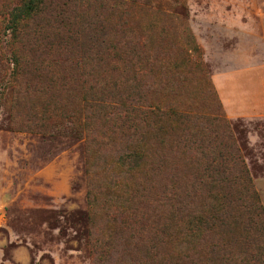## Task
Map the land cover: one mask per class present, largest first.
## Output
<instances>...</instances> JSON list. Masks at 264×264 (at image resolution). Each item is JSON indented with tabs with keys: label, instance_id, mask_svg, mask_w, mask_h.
<instances>
[{
	"label": "rangeland",
	"instance_id": "374dc122",
	"mask_svg": "<svg viewBox=\"0 0 264 264\" xmlns=\"http://www.w3.org/2000/svg\"><path fill=\"white\" fill-rule=\"evenodd\" d=\"M26 1L0 0V264L264 262L237 202L195 229L246 176L264 213V0H44L11 31Z\"/></svg>",
	"mask_w": 264,
	"mask_h": 264
},
{
	"label": "trees",
	"instance_id": "16d2710c",
	"mask_svg": "<svg viewBox=\"0 0 264 264\" xmlns=\"http://www.w3.org/2000/svg\"><path fill=\"white\" fill-rule=\"evenodd\" d=\"M44 0H27L18 10V14L11 22V31L16 30L17 26L20 24V21L27 16H33L40 12ZM221 167V165H219ZM225 168H221V170L213 169V172L217 176V180L215 183L224 186L229 185V181L223 177ZM242 173L247 174L245 170H242ZM212 184V183H211ZM232 186H238L241 190L237 191L235 189L236 196L232 199L231 196L225 195L224 193L220 194L217 190V185L214 187L215 191L211 192L208 195V199L212 202V205L208 207L207 210L200 211V214L195 218V229L198 233L202 230H210L213 227L225 228L226 234H231L235 228L239 225V222L236 221V217H232L233 221L231 223L227 222V218H230V206L233 201L239 207H244L246 209L247 214L253 215L256 223L260 224V230L262 231V236L264 237V213L263 209L259 203V198L256 193L252 190L251 181L246 176L238 182H232ZM213 188V187H212ZM260 259H264V247L263 251L259 255ZM261 264H264L263 260Z\"/></svg>",
	"mask_w": 264,
	"mask_h": 264
}]
</instances>
